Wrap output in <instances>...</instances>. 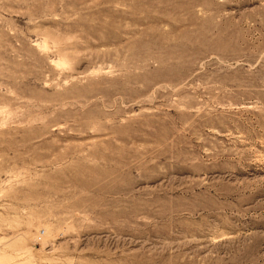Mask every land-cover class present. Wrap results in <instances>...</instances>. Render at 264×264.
<instances>
[{"label": "rangeland", "instance_id": "obj_1", "mask_svg": "<svg viewBox=\"0 0 264 264\" xmlns=\"http://www.w3.org/2000/svg\"><path fill=\"white\" fill-rule=\"evenodd\" d=\"M0 264H264V0H0Z\"/></svg>", "mask_w": 264, "mask_h": 264}]
</instances>
